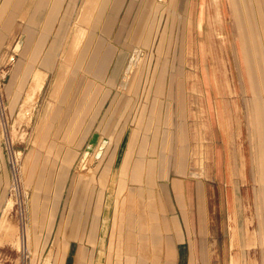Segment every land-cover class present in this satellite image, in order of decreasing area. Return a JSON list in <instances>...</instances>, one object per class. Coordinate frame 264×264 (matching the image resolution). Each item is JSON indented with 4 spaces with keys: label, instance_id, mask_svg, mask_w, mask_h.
I'll return each mask as SVG.
<instances>
[{
    "label": "rangeland",
    "instance_id": "1",
    "mask_svg": "<svg viewBox=\"0 0 264 264\" xmlns=\"http://www.w3.org/2000/svg\"><path fill=\"white\" fill-rule=\"evenodd\" d=\"M62 1L37 3L29 19L31 30L42 25L44 10V25L60 13L52 42L50 24L48 33L38 34L30 54H23L27 37L23 18L0 21L6 107L4 126L0 120V221L5 218L4 225L9 222L11 228H0V264H45L41 260L52 241L66 238L58 226L70 221L76 204L81 214H87L80 221L83 230L91 219L88 241L93 242L98 212L93 214V199L92 210L87 209L90 192L96 196L103 191L101 214L107 211L108 217L103 220L102 215L100 225L114 221L117 203L126 222L145 223L146 209L139 210L137 194L144 201L149 189L159 194L157 184L164 173L171 193L166 201L174 202L177 182L189 220L212 226L201 237L221 241V255L243 256L239 264H264V0ZM7 6L8 1L2 11ZM17 41H23L18 53L13 49ZM49 43L46 54L38 58ZM135 49L137 74L124 91L120 83ZM34 69L47 70L49 76L38 100L30 104L31 117H20ZM58 77L62 81L53 92ZM90 108L98 117L91 118L89 130L82 122ZM66 122L71 132L79 126L78 132H89L66 134ZM200 132L203 139L213 136L217 145L201 147L205 164L198 163L197 147L192 146ZM94 133L107 144L81 167ZM126 136L120 161L125 146L115 145ZM143 137L150 143L144 152L146 172L135 188H125L120 181L124 184L130 176L133 148ZM84 194L86 200L79 204ZM100 201L99 195L95 209ZM104 207L111 209L103 211ZM77 214L63 225L69 228V237H75ZM82 244L72 242L71 252ZM67 245L66 240L57 243V262L66 255Z\"/></svg>",
    "mask_w": 264,
    "mask_h": 264
},
{
    "label": "crops",
    "instance_id": "2",
    "mask_svg": "<svg viewBox=\"0 0 264 264\" xmlns=\"http://www.w3.org/2000/svg\"><path fill=\"white\" fill-rule=\"evenodd\" d=\"M7 1H8V7L6 8V10L2 12V8ZM50 1H53V0H49V2ZM37 3H39V0H0V21L3 19L2 21L13 22V21H17L18 18L20 17V18H23L22 20L20 19V22L26 23L24 26H22V31L26 33V36H27L24 42V47L26 45V49H24L23 51L24 55L30 54L32 52L30 50L31 48L34 47L33 45L35 44V42L37 43V40L41 37L39 36L40 33L42 34L44 33V31L45 33L49 32L48 27L50 26V24L51 26H54L52 27L53 29L51 30V35H50L52 38L51 39V42H52V40L55 37L56 28L58 26V18H59L60 12H58L57 15H55L50 22H48L49 24L47 23L46 25H44L43 19L45 18L46 13H47L46 10H44V12H42L41 14L42 18L40 20L42 25L38 24L35 28H33V30L29 28L30 27L29 19L32 17L33 13L35 12ZM67 5L68 4L64 6L62 5L61 8L63 9ZM29 6H31V13L28 12ZM29 29L32 32V37L30 38V41H29V35H28V32L30 31ZM7 38H10L9 33L7 35ZM50 43L48 44V46L47 45L43 46V49L38 52V58L42 54V52L46 54V50L49 47ZM36 68H40V67L36 65L35 69ZM48 76H49V72L47 71V77L45 79L43 88L46 84ZM2 92H3V88H2ZM108 96H109V93L107 97ZM107 97L103 105H105L108 99ZM103 105L101 107H103ZM74 107L75 108L73 109L75 113L76 105ZM71 110L72 109L70 107V111ZM70 114L71 113L68 114L69 117L74 116V114L72 116ZM96 114H98L96 111L94 114H92V111L90 108V110L85 115V118L82 124L85 122L84 125H86V128H89V130L92 125L91 123L93 122V121L91 122V118L98 117ZM107 115L110 116V114H107ZM115 116H112V117L115 118ZM65 125H66V132H65L66 134H70V135L81 134V133L87 134L89 132V130L83 131V132L81 130L80 132H78L77 129L80 127L79 126L76 129V132L74 133V132H71V130L69 129V125H70L69 122H66ZM144 133L149 135L148 131ZM130 134L131 132L128 134V136ZM99 136L100 135L98 134L97 137ZM128 136H126L124 140L121 139L120 142L115 145V146H118V148L121 146L120 149L123 148V146H125L122 156L121 158H119L120 161L127 148L126 144H127ZM203 137L204 135L201 134V132L195 135L194 143L192 145V146L197 147V150H198L197 154L199 156L198 163H204L200 159L202 146L203 147L204 146L206 147L207 146H217L213 142V136L209 137L210 139H203ZM137 146H140L138 150V157L134 158V155L137 152ZM145 146L147 147L150 146L149 137H143L142 139L138 140L137 144L134 145L132 156H131V161H130V167H129L131 174L129 177H127L124 184H122V182L120 181L121 186H124L125 188L126 186L135 188L133 184H139L141 182L144 170L146 172V169H147V167H145L146 160L144 157ZM218 146H222V145L219 144ZM203 161H204V157H203ZM164 166H165V162H164ZM101 177H100V181L103 182V179L105 181V179L107 178V174H104ZM166 177H167V173L166 174L164 173L162 176V178L164 179L159 180L157 184L159 194L158 193L155 194V192L152 189H149L147 192L146 201L142 199L140 192L137 194V201H139L137 203L139 205L141 204L140 205L141 207H139V210L144 208V206H145L144 210L146 209L145 223L142 221L132 222V224L129 222H126L125 216H124L125 215L124 209L122 208V206L119 207L117 203L114 209V221L107 225L106 224L104 225V223L102 222L100 225L99 218L102 217V215H103V220L107 219L108 217L107 211L105 213L102 212L101 214L103 191L99 190L96 196L95 195L93 196V193L90 192L91 195L88 198L87 209L91 208L92 210L91 201L93 199V202H92L94 205L93 214H94V210L98 212L97 214L98 225H97V230L95 232V235L93 237L94 238L93 242L88 241L89 224H90L91 219H89V223H87L84 230L80 223V221H82L86 217L87 214L86 215L81 214L82 209L79 204H82L83 200L84 199L86 200L87 196L86 194H84L85 197L81 195V200L79 201V204H78L79 207H78L76 206L77 205L76 204L77 194H76L75 199H74V203L76 204L74 206L76 210L72 212V215H71V219L73 216H75L76 212L78 213L77 215H79V223L77 224L75 228V232H74L75 237H69L68 235L69 228L65 227L66 228L65 229L63 227L64 223L66 222L69 223L71 219L70 221L69 219L67 221H64V220L61 221V223L58 226V233H60V235L66 238H64L63 240L56 239L55 242L53 240L52 241L53 244H51L53 246H50L51 248L47 250V252L48 251L49 252L45 253L41 261L45 262V264H222V263L232 264V261H235L236 264L242 263L243 256L241 255L233 256L232 254H229L228 257H226V255H221V247H223V244L221 243V241L209 239L206 236L204 237V235L203 237L200 236L202 234L201 232H205V230L210 231V230H213V228H211L212 226L205 224L203 222H192L191 220H189L187 212H186L187 208H183L184 206H186L185 201L182 202V199H184V196L182 195L180 190H178L179 186L176 184L177 182H174V187L177 188L175 190L176 196L174 194V202H173V199L171 202L166 201L168 198H170V195H171V193L168 191V188H167L168 185H167ZM80 193L81 192H78V194ZM131 193L133 196L132 198H130V201L133 202L134 201L133 197H135L134 194L136 192L132 191ZM61 195H62V192H61ZM99 195H100L101 201H100L99 207L95 209V203L97 200V196ZM58 207L56 210L54 223L52 227L49 228L50 230H52L55 225V221L59 213ZM83 209H85V206L83 207ZM108 209L110 211L111 207H109ZM108 209L107 207H104L103 211L108 210ZM162 211H167V214L165 215L164 213H161ZM120 213H122L121 219L119 217ZM81 215H83L84 217H81ZM99 226L101 227L99 228ZM76 238H79V239L82 238V240L79 241ZM65 240L68 242L67 253L66 255L62 256L60 261L57 262L56 260V252H57V247H58L57 243L64 242ZM74 241H78L79 243H83V244L80 245L79 248H77L72 253L71 247H72V242ZM230 246L231 245L228 244L229 248ZM44 250H46V248ZM41 261L39 260V263H42Z\"/></svg>",
    "mask_w": 264,
    "mask_h": 264
},
{
    "label": "bare ground",
    "instance_id": "3",
    "mask_svg": "<svg viewBox=\"0 0 264 264\" xmlns=\"http://www.w3.org/2000/svg\"><path fill=\"white\" fill-rule=\"evenodd\" d=\"M160 2H164V0H159ZM82 3V2H81ZM8 7V6H7ZM93 7V6H92ZM3 12V11H2ZM96 14V12H94ZM95 14L93 15V19L90 20L89 24L92 25V22L95 20ZM189 16H188V22H189ZM76 20L79 21L80 20V15L77 14V17H76ZM75 23V22H73ZM144 23V22H143ZM75 25V24H74ZM195 25L197 26V21L195 23ZM219 25V24H218ZM76 26V25H75ZM219 27V26H218ZM76 34V33H75ZM69 38V37H68ZM81 38V37H80ZM74 39V37H73ZM72 39V40H73ZM69 41V40H68ZM79 42V41H78ZM228 42V41H227ZM69 43V42H68ZM17 44V45H16ZM15 45V48L14 49V52H19V50L21 49V46L23 44V41L22 43L20 41H17ZM78 44V43H77ZM190 45V43H188ZM70 45V44H68ZM75 47V45H74ZM77 48V47H76ZM74 49V50H77V49ZM85 49V48H84ZM83 49V50H84ZM188 49H193V44L192 46L190 45L188 47ZM71 50V49H69ZM79 51V50H78ZM85 51V50H84ZM252 51V50H251ZM82 52V51H81ZM69 53V52H68ZM68 53H67V56H68ZM73 53V52H72ZM84 53V52H83ZM82 53V54H83ZM85 54V53H84ZM75 55V54H74ZM245 55V54H244ZM69 57V56H68ZM79 59V58H78ZM78 59L76 64H78ZM259 59V58H258ZM139 60V49H135L134 52H133V56L132 58L130 59L129 63H128V66H127V69H126V72H125V75H123V79L121 80V83H120V87H121V90H124V91H127V88L130 86V84L132 83V81L134 80L136 74H137V65L136 63L138 62ZM243 62V61H242ZM246 62V61H245ZM62 68V67H61ZM63 69V68H62ZM61 69V71H62ZM33 78H31V80L29 81L28 85L26 86V89H25V93H24V98L22 99V102H21V105H20V117L21 115L24 117H27V118H30V104L32 103H35L39 96H40V91H41V88H42V85H43V82L45 80V77L47 75V71H43V70H40V69H37V71L35 70V74H33ZM61 77H58V79L56 78L55 81L53 82V92H55V88H56V83L58 81H62V78L60 79ZM191 77H189L190 79ZM192 82H194V78H191ZM262 82V81H261ZM62 83V82H61ZM59 88V87H58ZM34 105V104H32ZM32 108V107H31ZM30 116V117H29ZM29 121V120H28ZM105 144H107V141L106 139H103L102 137H97V141L95 144H91L89 143V145L87 146V148L85 149L84 151V154L82 156V160L80 162V166L83 167L85 165V162H87V160L89 158H93L96 157V156H99L100 153H102V148L105 146ZM8 205V204H7ZM6 219L5 218H2L1 221H0V228L3 227L5 228L4 225L6 223ZM8 224L9 222L7 223V226L6 228L11 229L8 227ZM11 225V224H10ZM12 227V226H10ZM25 227V225H24ZM26 228V227H25ZM13 229V228H12ZM6 230V229H5ZM7 230V231H8ZM22 230H24L22 228ZM26 230V229H25ZM7 233V232H6ZM21 234V233H20ZM19 234V235H20ZM27 234L26 232L24 233V235ZM5 235H3L4 237ZM9 237V236H8ZM24 240H27L24 238ZM20 241V240H19ZM18 244V243H17ZM24 247V246H23Z\"/></svg>",
    "mask_w": 264,
    "mask_h": 264
},
{
    "label": "built area",
    "instance_id": "4",
    "mask_svg": "<svg viewBox=\"0 0 264 264\" xmlns=\"http://www.w3.org/2000/svg\"><path fill=\"white\" fill-rule=\"evenodd\" d=\"M3 79L2 76L0 75V120H1V125L4 126L5 124V118H6V107L4 104V99H3V94H2V85H3Z\"/></svg>",
    "mask_w": 264,
    "mask_h": 264
},
{
    "label": "water",
    "instance_id": "5",
    "mask_svg": "<svg viewBox=\"0 0 264 264\" xmlns=\"http://www.w3.org/2000/svg\"><path fill=\"white\" fill-rule=\"evenodd\" d=\"M97 133H94L93 135H92V137H91V139H90V143L91 144H95L96 143V141H97Z\"/></svg>",
    "mask_w": 264,
    "mask_h": 264
}]
</instances>
